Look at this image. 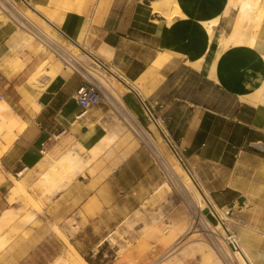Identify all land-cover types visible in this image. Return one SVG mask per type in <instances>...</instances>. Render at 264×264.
I'll list each match as a JSON object with an SVG mask.
<instances>
[{"label":"crops","instance_id":"crops-1","mask_svg":"<svg viewBox=\"0 0 264 264\" xmlns=\"http://www.w3.org/2000/svg\"><path fill=\"white\" fill-rule=\"evenodd\" d=\"M27 1L64 39L87 46L116 72L123 112L132 109L156 143L183 157L211 203L229 211L225 224L250 262L264 264V99L253 101L264 96V36L253 47L224 48L221 42L235 28L250 26L249 35L253 26L264 27V0ZM17 57L27 60L19 71L10 64ZM40 60L36 43L0 20L1 149L7 131L15 134L0 155V218L19 208L9 200L11 176L43 202L41 212L27 210L32 221L22 234H10V225L0 264L55 262L67 249L60 234L92 264L100 243L123 227L130 212L122 184L120 205L110 193L117 177L128 180L136 164L137 197L144 202L159 183V169L152 152L137 139L132 143L122 111L101 104L77 118L81 78L74 72L43 80L35 111L24 102L16 81L24 70L31 77ZM71 150L79 160L76 172L50 193L34 188L46 170L45 155L59 160ZM33 240H55L58 251L37 257L40 243Z\"/></svg>","mask_w":264,"mask_h":264},{"label":"rangeland","instance_id":"rangeland-1","mask_svg":"<svg viewBox=\"0 0 264 264\" xmlns=\"http://www.w3.org/2000/svg\"><path fill=\"white\" fill-rule=\"evenodd\" d=\"M15 1L17 3V7L25 12L26 16L31 18L37 24H40L42 29L50 33H54V29L45 26V24H43V21L36 15H34L31 11H29L21 2H19L18 0ZM0 20H2L4 23H10L17 26L21 30L22 34L25 35L24 37L27 40L31 39V42L36 43V47L38 48V51L41 55V60L37 65L34 66V74L47 59L50 61V65L45 66L44 71L52 68L56 71V76L64 71L66 73H72V70L68 67H65L64 63L59 60L51 50L46 48L40 40L36 39L33 36H30V34L25 29L24 32V30H22L23 28L20 25L16 24L11 16H9V12H0ZM245 32L247 33V29H245ZM55 38L67 49L73 50L72 44H70V42L64 39L60 34H56ZM87 49L90 50V48L88 47ZM92 52L94 54V51ZM26 62L27 60H19V58L17 57L14 61H11L10 64L12 68H14V70L19 71L20 69L24 68ZM21 74L22 75L20 79L16 81V83L23 87H29L30 92L34 96V98L37 97L39 92L43 88L41 84L34 83L32 84V87H30L27 83L31 80V77L27 78L29 75V70H24ZM23 101L26 102L24 99ZM32 107L34 111L37 109V106ZM122 123V126L124 127L126 133L130 136L132 143L139 144V142H137L138 139L136 138L135 133H131L130 130L125 127L124 121ZM143 146L146 150L152 152L154 155V159L157 163L155 166H157V168L159 169L160 174L159 183L154 188V191L150 192L151 195L146 197L143 202L144 198L137 197L138 190L134 177L136 176L137 172L136 164L130 165L131 170L128 176V180L121 179L120 176L117 177V186H112L110 189V193L112 194V198H114V201L118 205H120V197H117V194L120 192V187L122 184L123 191L128 190L129 192L128 203L130 212L128 218L123 224V227L114 229L107 240L98 249H96V251L98 250V253H96V255L92 258V264H221V262L217 259L218 256H215V252H212V248L207 243L201 241V246L195 254L192 251L191 253H188L187 249L189 247L186 248V245L181 246V243H179L180 240L185 237L181 234V231L184 230L186 234L190 233L189 235L193 233L188 229L191 224L192 213L194 212V210L192 209L189 200L185 197L184 193L180 189H178V187H175V189L174 187H172V182H174L173 175H168L166 172V174H164L162 170H160L159 161L156 158L154 152L151 151L152 149L148 145L143 144ZM160 147L163 149L170 163H172V165L174 166L178 165L181 171H183L182 173L189 176L182 163L174 155V152H172L164 143L160 145ZM64 156L76 157V168L74 170L70 168V170L67 165L65 166L67 169L63 170L59 167L58 169L51 171V173L49 174V180L47 182L44 183L40 177L38 183L34 184V188H38L43 194L50 193L52 192V190L49 189V187L58 186L61 180L67 179L66 174H74L76 172V169L79 167V160L76 153L71 150L65 153L62 157ZM136 162L137 161H135L134 163ZM51 182H53V184H50ZM25 195L30 196L32 202H28ZM9 200L11 201L10 203L16 202L19 208L17 210H10V213L8 212L9 218L4 221V225L0 228V250L9 243L8 241H10L8 233L10 225H12L10 234L14 236L22 234L24 227L30 224L32 221L30 218V212L27 210L31 208L32 210L35 209L36 211L41 212V209L43 207V202L40 200V198L35 197L31 193V188L28 189L24 187L23 192L12 189ZM122 200L124 205V198ZM210 210L211 208L207 207V205L203 209L204 213L209 214L212 221L217 224L212 213H210ZM222 212L225 214V217H223V221L225 223L229 219V215H227L225 212L229 213V211L227 209H223ZM23 213L24 216L22 217ZM53 230L55 231L54 227ZM4 231H6L5 240H3L4 237H1V234ZM63 235L65 234H60L61 238L64 237ZM33 241L35 243H40V245L38 246L39 249L36 251L37 257H39L41 253L52 255V253L58 251L59 246L56 245L55 240ZM95 241L97 240H95V237L92 236V243H94ZM175 247H179L178 250H176V252H174L173 254L167 256V254H169V252ZM65 253H67V249L63 250V254L59 258V260L65 257ZM33 262H35L36 264H40V260L36 259H33V261L29 262L28 264H35ZM55 262H51L50 264H53Z\"/></svg>","mask_w":264,"mask_h":264},{"label":"bare ground","instance_id":"bare-ground-1","mask_svg":"<svg viewBox=\"0 0 264 264\" xmlns=\"http://www.w3.org/2000/svg\"><path fill=\"white\" fill-rule=\"evenodd\" d=\"M10 3H13V1L12 0H0V12H4V13L9 12V16H11L13 21L19 22V23L16 22V24L20 25L22 28L24 27V28L36 33L37 35H39V37H41L42 40L45 41L48 44V46H50L51 49L56 54H58L60 57H64L66 63H69V62L73 61V59L76 58L77 60H79L80 65L83 66L82 65L83 63L86 64V62L88 60H91L90 56L94 55V54H93L91 49L90 50L87 49V46H80V45L72 44L73 50L67 49L63 44L59 43L56 40L55 35L60 34L58 31H56V29L53 30L54 33H50L48 31L42 29L40 24H37L31 18H30L31 20H29L28 19L29 17L26 16L25 13H23V15L26 17L20 16L21 13L20 14L16 13L13 9V4H10ZM8 5L11 6V8L8 7ZM154 9L156 11H159L157 9V7H155ZM2 10H4V11H2ZM31 12L34 15H36L38 18H40L43 21V24H45V26H48L51 28V26L47 22L46 18L44 16H42V14H40L36 9L33 8L31 10ZM178 13H180L179 6L176 7V11H174L173 14L177 15ZM24 28L22 30H24ZM52 28H53V26H52ZM247 30H250V26L247 27ZM24 32H25V30H24ZM24 36L25 35H23V37ZM30 36H32V35L30 34ZM263 36H264V27H261L259 25H255L251 28L249 35L245 31L241 30L240 28H235L230 34L224 35L222 37L221 42H222V46L224 48H227L228 46H235V45H240V44H243V45L248 46V47H253L257 43V41ZM25 45H26V43H25ZM18 46H21V45H18ZM61 61H62V59H61ZM48 65H50V61L47 59L40 66L38 71L34 75L31 76V80L29 82H27L28 86L32 87V84H34V83H41L43 80L44 81L47 80L46 77H48V76H49V78H53L56 76V71L53 70L52 68L44 71V67L48 66ZM83 67H86V65ZM68 68H70V67L68 66ZM109 72H111V74L116 75V72L114 70H110ZM91 74L96 77L98 84L100 85L101 89L104 91L105 95L108 97L110 103L113 104V106L115 107V109L118 112H120L121 111L120 105L122 104L121 103L122 99L115 92V90H114L115 87L110 86V84L105 79L104 73L101 74L100 72H98L96 70V71H92ZM44 76H46V77H44ZM122 79H124V78L122 77ZM48 82H49V80H48ZM33 87H35V86H33ZM18 92L23 97V99L25 101H27L28 103L31 104V106H38V101L31 94L29 87L20 86L18 89ZM263 99H264V96L262 94L258 93L256 95L255 99H253V101H254V103H258V102L263 101ZM118 102H120L119 103L120 105L118 104ZM123 116H124V119L127 121L129 128L138 136L137 137L138 141L140 143H143L144 145H148L152 149L151 151L154 152L158 161H160L164 164L165 171L168 172L169 174L173 175V179H174L175 184L177 185L178 189H180L184 193L185 197L189 200V203H190L192 209L194 210V212L192 214L194 216H196L197 218L202 220L203 217L201 216V210L203 211L204 207L207 205V207L211 208V210L213 212L212 213L213 217L215 215V218H217L218 220H223V217H225L224 216L225 214L222 212V209H220V208L216 207L214 204L210 203L212 200L206 196V194L202 191V189L199 186L196 185L195 181L191 177H189L190 175L188 176L187 174L182 173L183 171H181V169L178 165L174 166V165H172V163H170V161L168 160V157L164 153L163 149L145 131L146 129H144L142 127V125L139 123V120H138L136 114L132 111V109L125 110V112H123ZM110 137H112V136H110ZM14 139H15V134H13L11 131H7V134L5 136V147L3 149H1V154L12 145ZM108 139H110V138H108ZM130 148H132V147H130ZM130 148H127V149H130ZM75 158L76 157H73V156H68V157L64 156V157H61L59 160H50L49 156L45 155L43 160H44V166L46 165L45 166L46 170L42 173V175H43L42 181L44 183L47 182L49 180V174L51 173V171L58 169L59 167H60V169L62 168L63 170H65V169H67L65 166L68 165L69 169L72 168L74 170L76 168ZM63 161H65V162H63ZM19 175H20V173L17 176H19ZM11 179L14 183L13 190H19V191L23 192L24 186H23L22 182L18 178H15L13 176H11ZM50 184H53V182H51ZM25 197L27 198L28 202H32L30 196L25 195ZM8 212L10 213V210L5 212V214L0 218V228L4 225V221L9 218ZM225 213L227 214V212H225ZM53 227L55 228V232L58 233L59 231H58L57 226L55 224H53ZM181 234L183 236H185L179 242V243H181V246L186 245V248L189 247L188 249L189 250L192 249V252L199 250V248L201 246V241H202L200 234L193 232L191 235H189L190 233L186 234L184 230L181 231ZM63 236L64 237L62 239L67 244V253H65L64 258L57 261L55 264H88L84 260V258L78 253V251L68 242L66 236L65 235H63ZM102 243L103 242L100 243V246ZM178 248L175 247L174 249H172L169 252V254H167V256L176 252V250H178ZM188 249H187V251H188ZM211 250H212V252H215L213 249H211ZM242 250H243V255L245 254V256L248 258L244 249H242ZM210 256H211V254H210ZM215 256H216V254H215ZM217 259L219 260V257ZM221 264H223V263L221 262Z\"/></svg>","mask_w":264,"mask_h":264},{"label":"built area","instance_id":"built-area-1","mask_svg":"<svg viewBox=\"0 0 264 264\" xmlns=\"http://www.w3.org/2000/svg\"><path fill=\"white\" fill-rule=\"evenodd\" d=\"M18 1L21 2L29 11L33 9L31 4H29L27 0H18ZM10 4H13V9L16 13L18 14L21 13L20 16L22 17L24 16L23 13L25 12H23L17 7V3L15 0H13V3H10ZM8 7L11 8V6L9 5ZM28 19L31 20L30 18ZM16 22L19 23L18 21ZM24 29L29 34H31L33 37L40 40L46 48L51 50L53 54L58 57L59 60L62 59V62L64 63L65 67L69 66L72 69V72L80 76L81 84L77 88L75 95H74L76 103L80 107V114L77 116V118L84 117L91 108L101 105V104H105L111 107L112 109L116 110L113 104L110 103L104 91L101 89L96 77L91 74L92 71H96V70L100 72L101 74L104 73L105 79L110 84V86L115 87L114 85V82H116L115 80L119 79L120 81V78L114 74H111V72H109L110 68L104 61L99 59L96 55H91L90 56L91 60H88L86 64L85 63L82 64L83 66L86 65V67L81 66L79 60H77L76 58L73 59V61L66 63L64 57H60L58 54H56L51 49V47L48 46V44L45 41H43L41 37H39V35H37L36 33L26 28ZM66 39L69 40L71 44H74L69 38H66ZM114 90L118 94L116 87L114 88ZM2 101H4V94L0 92V103ZM119 103L120 102H118V104ZM120 106H121V111H122V109H124V106L123 104H121ZM147 112L150 115V117L153 118L152 114L148 110ZM121 119L126 124H128L127 121L124 119L123 111L121 114ZM174 154L179 159V161L184 165L188 174L193 179L192 174L190 170L187 168L186 162L183 159V157L176 150ZM159 167H160V170H162L164 174L167 173L169 175V173L166 172L164 169V164L160 161H159ZM172 187H174V189L175 187H177L174 182H172ZM210 213H213V212L210 210ZM201 216L203 217L202 220L192 214V220H191V224L188 230L190 232L193 231L194 233L200 234L202 241L207 243L215 251V254L219 257V260L223 264H251L250 260L245 256V254L243 255V250L241 248L239 239L229 229V227L224 223L223 220H218L217 218H215V215H214V218L217 222V224H215L210 219L209 214L204 213V211L202 210H201Z\"/></svg>","mask_w":264,"mask_h":264},{"label":"water","instance_id":"water-1","mask_svg":"<svg viewBox=\"0 0 264 264\" xmlns=\"http://www.w3.org/2000/svg\"><path fill=\"white\" fill-rule=\"evenodd\" d=\"M172 151L175 153V149L170 145ZM183 165V164H182ZM184 166V165H183ZM185 168V167H184ZM186 169V168H185Z\"/></svg>","mask_w":264,"mask_h":264}]
</instances>
